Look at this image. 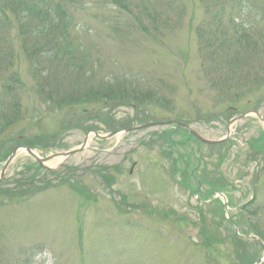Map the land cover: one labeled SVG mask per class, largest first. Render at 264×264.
<instances>
[{
	"label": "rangeland",
	"instance_id": "obj_1",
	"mask_svg": "<svg viewBox=\"0 0 264 264\" xmlns=\"http://www.w3.org/2000/svg\"><path fill=\"white\" fill-rule=\"evenodd\" d=\"M14 1L19 4L22 0ZM45 1L51 7L59 3L58 11L71 20L69 40L77 47V62L75 68L69 63L68 70L62 66L52 80L58 82L60 92L73 95L71 100L85 97L82 105H74L78 111L84 107L98 115L102 110L108 119L133 126L182 121L206 140L227 135L229 140L224 146H192L184 143L188 135L176 130L171 135L174 144H169L161 135L166 127L106 141L91 136L94 140L88 149L57 168L56 177L67 179V170L74 167L70 171L73 184H61L55 176L46 175L44 178L54 180L52 188L24 202L0 195V204H5L0 206V264L257 262L264 246V155H257L252 142L264 129V0H256L245 11L259 37L253 56L236 69L240 74L261 72L258 85L233 88L231 94L220 88V72L203 61V55L210 54L212 67L222 70L227 66L230 55L221 57L223 47L235 48L228 41L232 25L227 21L233 15L228 5L220 15L219 27L207 31L202 41L195 35L197 25L209 26L212 15L203 12L199 0ZM116 3L129 11L120 16ZM6 4L0 0V23L7 34V44L3 43L9 46L11 60L7 68L0 64V86L13 87L18 79L21 109L0 136V171L10 151L24 145L22 139L45 140L66 123L55 104L41 103L39 75L45 69L52 73L54 67L43 56L44 46L32 40L21 43L22 37L32 39L29 31L39 18L23 14L24 8L8 11L3 8ZM59 12L44 14L60 29ZM249 45L253 47L251 42ZM79 66L81 71L74 72ZM248 112L258 113L262 120L249 114L228 126L230 116ZM85 122V127L106 134L103 119ZM64 131L57 141L48 143L62 145L64 150L56 146L36 149V154L46 157L76 148L85 137L79 130ZM17 138L19 143L9 142ZM9 145L13 148L6 153ZM32 162L21 151L0 189H12L8 181L28 175L24 167ZM55 163L52 160L46 165L54 168ZM99 171L111 187H104L107 181ZM192 174L202 183L201 188ZM221 175L226 179V192L218 193L225 197L226 211L222 200L203 186L207 176L217 181ZM40 180L42 177L35 184ZM75 186L84 192L73 190ZM250 200L255 202L247 209ZM233 225L244 238L233 234Z\"/></svg>",
	"mask_w": 264,
	"mask_h": 264
},
{
	"label": "trees",
	"instance_id": "obj_2",
	"mask_svg": "<svg viewBox=\"0 0 264 264\" xmlns=\"http://www.w3.org/2000/svg\"><path fill=\"white\" fill-rule=\"evenodd\" d=\"M255 1L256 0H232V2L235 3L229 4L231 0H199V3L203 8V12L206 15H212V22L209 26H206L205 23H201L197 26L196 35L202 41L207 31L212 30V27L215 29L219 27V25L221 24V21H219L220 15L223 11H225L227 5L228 9L233 11L231 19L227 21L232 25V35L229 37L228 41L237 49L230 46L223 47V54L221 57L230 55V59L226 61L227 66L222 70L215 69L214 67H212L210 54L203 55V61H205L204 63L210 66L212 71L220 72L218 76L222 81L220 84V88L230 94L232 93L233 88H254L255 85H258L257 82L259 80V77L261 76V72L252 73L250 70H247V72L249 73L240 74L242 72L236 70L237 66L244 63L246 58L252 57V52L256 50L255 48L258 42L256 40H258L259 36L257 33H255L256 30H253L252 23L248 22V17L245 15V11L249 10V6ZM6 2H8L9 5L6 4L3 6V8L8 11L13 8H24L25 10L22 12L23 14H33V16L39 18V20L37 21L38 25L34 26L33 30L29 31L32 35V39H28V37H22L21 43L23 42V44L26 45L30 40H32L39 46H44L43 49L45 53L43 52V56L46 55L47 62L54 67L52 73H50L51 69L47 71L46 69L42 70L41 75H39L37 88L38 90L41 89V92L39 91L41 103L55 104L53 105V107L62 112L61 114H63V117L66 118V123L65 121L63 122L64 128L66 130L82 129V124L87 123L85 122L86 120L93 118L100 120L103 119V117V120H106L107 124L110 123L107 126L108 130L110 131H113L118 127L126 126L111 123L112 120H109L107 114L102 112V110L100 109V114L98 115H96L98 112L96 114H94L93 111L88 112L84 109V107L81 108V111H78L74 105L77 104L76 102H79L78 104L82 105L85 97H81L79 100H71L70 98L73 97V95H71L70 93L68 95L66 93L60 92L61 89L58 82L52 80V78L57 75L62 66L66 70H68L69 63H71L73 68H75V64L77 62L75 58V53L78 51L77 47L74 46L72 38L69 40L71 35L68 32V21L70 19L64 18V14L58 11L60 10V6L58 5L59 3H55L53 7H51L50 3L47 6L44 4V2H46L45 0H22L19 4H17L14 0H6ZM115 7H117V12L120 14V16H122L124 12L129 11V9H123L121 4H117V6ZM55 11H57V13H61L62 15L59 22L60 29L58 27H53L44 14V12H46L49 15H53ZM22 13L20 14L21 16ZM48 27L49 30L47 29ZM2 29L3 28L0 23V34L3 36V38H0V44H3V46L0 48V64L5 63L7 68L8 66H10L11 54L9 53V46L4 45V43L7 44V40L5 39L7 34L5 33V31H2ZM216 31L219 32V29ZM250 42L252 43L253 47L249 45ZM261 56H263L261 59V64L264 66V53L263 55L261 54ZM79 71H81L80 66L74 72ZM261 71L264 72V67L261 69ZM45 76L48 79V84H43ZM66 79L69 80L67 77ZM74 79L77 81L80 80L79 78ZM13 83V87H11L10 84H3L2 86H0V136L6 128H9L13 125L14 114L18 116L19 114L17 113H19L21 109L19 103L20 98H18L19 94L17 92V89L19 88L18 79L14 80ZM115 88H118V84H116ZM1 107H3L4 111L1 109ZM235 109H230V111ZM56 135H59V133H57ZM164 135L166 138H169L168 134ZM22 141L23 144L27 146L36 145L41 149H46L48 147L47 141L42 142L40 139H36L35 141H27L25 139H22ZM9 142L19 143L18 138L15 140V142L12 139H10ZM259 143L264 144V137L262 135H260L257 140L253 141V147H259ZM11 148H13V146L9 145L7 149H5V152L8 153V150ZM262 149H264V147ZM25 171L28 175H25V173H23L18 179L9 181V183L12 185V189H0V195L6 194L8 195L7 198L14 196L16 199L15 201H22L34 196L41 191H44L46 188H49L51 186V182L45 179L40 181L39 185L35 184L34 179L40 171L37 166L32 165L26 167ZM101 173V171L98 172V174L101 175L104 180H107L108 178L104 177L106 175H102ZM47 174L53 173L48 172ZM72 176V174H67V179L62 181L70 182L72 180ZM107 183L108 185H110L109 179L107 180ZM2 205L3 204H0V206Z\"/></svg>",
	"mask_w": 264,
	"mask_h": 264
},
{
	"label": "water",
	"instance_id": "obj_3",
	"mask_svg": "<svg viewBox=\"0 0 264 264\" xmlns=\"http://www.w3.org/2000/svg\"><path fill=\"white\" fill-rule=\"evenodd\" d=\"M234 121H236V119H235ZM162 124H164V123H162ZM162 124H161V123H157V124H147V125H144V126L127 128V129H125V130H123V131H121V132H129V131L138 130V129L151 128V127L158 126V125H162ZM176 124H177V123H176ZM229 124H231V123H229ZM181 126L184 127V128H186V129H188L189 131H191L188 127L183 126V125H181ZM191 132H192V131H191ZM115 134H116V133L110 134V135H108V137H112V136L115 135ZM193 134H194V133H193ZM194 135L196 136V138H197L198 140H200V141H202V142H204V143H208V144H213V143H215V142H213V141H208V140L202 139L201 137H199V136L196 135V134H194ZM85 143H86V139H85V141L83 142V144L81 145L80 148L75 149V150H73V151H68V152L63 153V154H61V155H54V156H52V157L59 156V157H64V158H65V157L70 156V155L73 154V153H78V152H80V151H82V150L84 149ZM23 149H24L26 152H28L32 157H34V158L37 160V162H38L39 164H42L43 162H46L47 160H49L50 158H52V157H49V158H46V159L41 160V159H38L36 156H34V154L31 153V150H30V149H28V148H23ZM17 151H18V149L13 150V151L11 152V154L9 155L8 159L6 160V162L4 163L3 168H2V171H1V174H0V181L4 178V174H5V172H6V169L8 168L10 162L13 160V158L15 157V155L17 154Z\"/></svg>",
	"mask_w": 264,
	"mask_h": 264
}]
</instances>
